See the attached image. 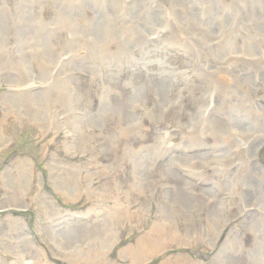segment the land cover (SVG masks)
<instances>
[{
	"label": "bare ground",
	"instance_id": "obj_1",
	"mask_svg": "<svg viewBox=\"0 0 264 264\" xmlns=\"http://www.w3.org/2000/svg\"><path fill=\"white\" fill-rule=\"evenodd\" d=\"M242 7L246 14L241 24H237L239 8ZM187 8L195 10L201 25H210L215 30L217 36L214 40L191 28ZM253 26L254 33L251 32ZM80 32L88 39L84 45L75 39ZM70 34L73 38L68 37ZM161 35L165 42L197 44L202 51L200 62L206 66L199 68L200 64L193 60L196 69L165 65L158 77L150 78L149 83L133 85L131 97L126 99L116 86L124 83L121 68H111L106 55L112 53L110 49L114 47L118 52L112 54L118 58L130 54L129 48H133L136 41L150 49L148 54L157 53L161 46L155 37L159 39ZM226 38L228 42L220 56L219 48ZM10 46L19 50L26 79L8 58ZM79 47L91 57L90 64L78 63V58L86 56L77 50ZM197 68L201 73L205 68L213 69L203 101L198 100L193 92L187 95L186 88L177 91L175 86L179 81L190 85L188 77L182 80L180 76ZM77 70H85L101 88L97 111L87 103L89 100L80 88L74 87L70 81L71 77L79 81L73 73ZM128 78L134 80L131 74ZM130 80L129 84H133ZM260 81H264V0H0V83L7 82L10 87L16 85L18 89L1 96L0 148L10 139L4 129L8 118L29 121L40 129L41 137L47 139L44 145L53 143L56 146L49 154L51 157H46L51 172L48 182L54 191L62 194L65 204H76L86 198L95 202L93 209L97 207V212L91 211L97 217L95 221L72 224L73 218H78L74 211L64 215L60 204L49 193H39L35 200H42L47 207L41 213L47 219L48 236L56 245L51 249L37 245L22 231L24 218L10 214L14 205L1 206L6 216L0 218V264H148L157 256L161 257L157 264H264V165L261 163L264 85H260ZM40 83L41 88L34 89ZM70 83L73 84V101L65 95ZM29 89L31 91H26ZM151 90L155 96L158 93L163 108L170 109L172 104L184 99L198 104L196 111L189 110V121L182 126L187 132L186 139L194 142V149L200 150L194 155L188 149L184 155L175 156L174 163L183 160L194 167H203V172L209 169L217 175L223 174V177L217 178L214 187L207 189L206 205L177 188L175 200L158 205L157 220L151 228L139 236L134 232L133 240L121 245L124 229L128 228L132 233L134 227L142 225L140 214L143 217L146 212L150 213L144 211L149 209L140 200L149 198L148 190L154 189L155 181L161 182L168 175L181 179L176 169L174 174L168 164L164 166L168 174L159 172L163 168L157 159L163 152L169 153L165 139L172 136L171 131H165L167 127L163 123L157 121L152 133L149 130V135L154 136L156 129L164 130L155 136L156 143H144L146 137L149 141L145 125L150 121L149 108L146 110L148 121L140 118L136 110L140 102L144 103V109L143 98L147 99ZM249 114L254 121L247 119ZM58 117L63 119L64 127V123L71 124L68 129L72 142L66 141L59 132ZM154 119H158L156 114ZM76 125L84 130L99 128L96 136L102 139V153L90 155L81 162H72L67 145L73 150L87 152L90 142L95 140V134L72 130ZM49 134L53 136L48 137ZM208 140H213L212 144H206ZM184 147L187 149V144ZM117 149L121 150L120 155H117ZM60 150H64L68 158H59ZM98 156L105 160L97 161ZM32 164L29 159H18L12 167L5 166L0 174V189L5 192L0 204L15 199L24 205L15 207H29L25 200L31 189L29 174L36 169ZM236 173H239L238 179ZM97 179L100 183L93 186ZM183 180L187 186L191 184ZM239 181L244 182V189L251 194L252 204L259 211L251 214L248 207L238 205ZM125 186L129 188L125 190ZM94 194L103 201L112 199L113 203L97 206ZM123 197L128 201L125 207L120 205V202H126ZM134 203L138 205L128 206ZM178 203L188 212V220L182 222L183 212L176 209ZM235 207L245 221L242 231L252 234L250 247L246 246L245 237L236 230L232 220ZM203 208L207 211L205 217L201 214ZM178 214L179 220L176 218ZM46 219L38 216L36 222ZM54 225L56 229H53ZM199 226H207L208 233ZM225 230L226 239L218 249L217 244L222 242ZM192 244H204L216 254L210 262L187 252L167 256L173 246L181 250ZM116 249H119L117 259L112 261L111 253ZM6 254H9L8 260Z\"/></svg>",
	"mask_w": 264,
	"mask_h": 264
},
{
	"label": "rangeland",
	"instance_id": "obj_2",
	"mask_svg": "<svg viewBox=\"0 0 264 264\" xmlns=\"http://www.w3.org/2000/svg\"><path fill=\"white\" fill-rule=\"evenodd\" d=\"M239 10H240L239 12L240 16H238V18L236 19L237 24H241L242 18L246 14V11L243 9V7L239 8ZM186 12H187L188 22L191 28L201 33L203 36L213 38V40L215 39V37L217 36V34L214 33L215 30H212L211 29L212 27L210 25H201L196 18L195 10L191 8H187ZM239 32H241V30ZM251 32L254 33V26L252 27ZM70 36L73 38V34L72 35L70 34L68 37ZM75 39L81 45H84L86 41L88 42L87 36L83 32L78 33ZM155 41L161 47L157 49L156 50L157 53L154 52V54H148L150 49L138 41L133 43V46H134L133 48L132 47L129 48V50L131 51L129 52L130 54H125L124 56H121L119 58L115 54H112L113 51L118 52L117 48L115 47L112 49L109 48L112 51V53L109 52L110 54L106 55L107 56L106 62L111 68H115V67L121 68V72H122L121 76H122V80L124 83H122L121 85L116 84V86L118 87L119 91L123 94V96L126 99L128 97H131L133 93V85H136V84L139 85L141 82L149 83L150 78H154V76L158 77L159 71L164 69L165 65L171 64V65H174V67H176L177 69H183V68L188 69L190 67L195 68L192 65V60H193V62L200 64L199 68L200 67L204 68L206 66L202 61L200 62L202 51L199 48V46H197V44L195 43L192 45H185V44H181V42L179 43L174 42V40L165 42V38L163 35H161L159 39L155 37ZM227 42H228L227 38L222 40V43L219 48L220 56H222ZM88 46H91V44L88 43ZM82 49H80L79 47L77 50L83 51L84 53H86L85 54L86 56H84L83 59L76 58L78 60V63H82L84 65L90 64L91 57L87 54L85 50H82ZM212 49H213V46H212ZM86 50H90V48ZM162 51H163V54L161 53ZM8 56H9L8 58L10 59L12 66L14 68H19L21 77L23 79H26L27 75H26L25 68H24L25 66H22L21 61L19 60L20 53L17 47L13 48L12 46H10L8 48ZM245 59L247 60L249 58L246 57ZM99 62L103 63V60H99ZM212 70H213L212 68L211 69L205 68L203 69V72L201 73V71L197 68V70L191 69L188 72L186 71L183 72L184 76L183 77L180 76V79L183 80L184 77H188L187 82L190 85L186 86L184 81H179L175 85L177 87L176 90L178 91V89L186 88L187 95L190 92L191 93L193 92L197 96L198 100L203 101L202 97L204 99L206 98L204 95V92H207L208 83H209L208 79L212 75ZM73 73H75L78 76L79 81L74 80L73 77H71L72 80L70 79V81H72V83L74 84V87H76L77 89L78 87L80 88V91H82L85 97L89 100L87 103L90 105V107L91 105L93 106L94 111H97L96 109L99 108L98 95L101 92V88L98 86V84H96L95 80H93L92 78L88 76L85 70H81V71L77 70V71H74ZM127 73H129V75L131 74L134 77V80H130L128 78L129 75L127 77ZM129 80L133 84H129ZM91 82H94V83H91ZM72 83H70V85L66 88V91H65L66 92L65 95H67L70 98V100L74 98ZM261 83L262 85H264V81H260V85ZM15 86L16 85H13L12 87H10V84H8L7 82L0 83V103H1L2 94L6 92L8 93V91L14 92L18 90ZM41 86L42 85L40 83L36 85L35 88L34 87L33 88L37 89V88H41ZM26 91H31V90L29 89ZM157 95H158L157 92L155 96V92H152L151 90L150 96L147 99L146 97L143 98L144 99L143 102L145 101L146 103L144 106V109L142 108L143 107L142 104L144 103L140 102L139 108L136 110V114L140 118L144 117L148 121L146 110H147V107L149 108L148 116H149L150 121L145 124L147 127L146 133L148 134L149 141H147V137H146V139L144 140V143H147V142L156 143L155 136H157L159 132L163 133L164 130L160 131L156 129L155 136L149 135V130L152 133L153 127L155 126L157 121L159 122V124L163 123L164 127H167L165 131H171L172 136L167 137L165 139L167 146L170 150L169 153L163 152V154L159 155V158L157 159V163H159L162 166L160 168H163L162 170H159V172L165 171V173L168 174L169 172L168 169L164 167L165 164H168V166H171V168L174 170V174H176L175 172V169H176L177 174L181 177V179L179 180L173 175H170V176L168 175V177L165 178L161 182L155 181L154 189L148 190L149 198L140 200V203L145 204V206H147L149 209V210H144V211H149L150 213L148 214V212H146L143 217H142V213L140 214V217L143 220L142 225H140L137 228L134 227L132 233H130V230L128 228L124 229L123 234H122L121 245H126L130 241H132L133 240L132 234L134 232L136 236H139L140 233H143L151 228V224L157 220V217L155 215H157L156 212L158 211L157 209L158 205L168 204L171 201L175 200L176 196L178 195L177 188L185 191L186 195L192 197V199L196 201L201 200L203 205H206L207 204L206 201L208 200V197L206 195L207 189L210 188L212 185L214 187V184H215V181H217V178L222 179L221 177H223V174L220 173L219 175H217V173L213 172V170L207 169L205 172H203L202 170L203 167L202 168L194 167V165L189 164L183 160L177 161L176 164L174 163L175 156L184 155L185 151H187L188 149H190L189 152H192V154L194 155L198 154V150H200V149L196 150L193 148L194 142L192 143L189 139H186L187 132L183 131L184 124L189 121V112H190L189 110L196 111L198 109V104L191 100L188 101L187 99H184L180 103L172 104V107H170V109H167V108H163L160 106ZM146 100L148 101L146 102ZM74 107H76L75 104H74ZM1 114L2 113L0 111V117H1ZM155 114L158 117L157 120L154 119ZM246 117L250 121L255 120L254 117H250V114ZM58 121H60L59 128H58L59 132L63 134L64 139L66 141L72 142L73 140L72 134L69 130L70 129L69 127L71 124L66 125L64 123V125L66 126L64 127L63 119L58 117ZM178 124H181V125L176 126ZM4 129H5V134L10 139L4 146L0 148V174L3 171V169L6 168L5 166L10 165L12 167L13 164H15L18 159L19 160L29 159L33 163L32 167L36 165V169L34 168L31 174H29L32 179L31 185H30L31 189L29 191L30 193L28 194L25 200V203H26L25 205H28L29 207H26V208L15 207V206L24 207L23 204L17 202L15 199L11 201H3V203L1 202L0 204V207L7 206L9 204L14 205V207L10 209L11 211L10 214L20 215L24 218L25 225L22 226L23 227L22 231L25 234L30 235L37 245L42 244L46 246L47 248L50 247L51 249L56 246L55 242L51 239V237L48 236V233L46 230V228H48L47 219L45 218L44 213H41V210L47 207L45 206L42 200L40 202H37L35 200L36 196L39 195V193L41 194L49 193L50 196L53 198V200L57 201V203L60 204L62 213L64 215L67 216L69 214L68 212L74 211L73 212L74 216H78V218L77 217L73 218L72 224L76 223L77 221L78 222L81 221L82 224L95 221L97 218L94 213V212H97V207H96V210L93 209L94 207L93 205L95 202L93 203L89 199L82 198L81 201L76 204L75 203L73 204V202H68L65 204V200L62 194L58 193L57 191H54L52 185L48 182L49 180L48 176L51 174V172L49 168L47 167L48 159L46 157L48 158L51 157L50 156L51 151H55L56 146L53 143H49V145H44L47 139H44L41 137L40 129L36 127L35 125H33L32 123H30L29 121H26V120L21 121L15 118H8L7 121L4 123ZM72 130L78 131L77 133H80L81 131H83V133H89L91 135L95 134V140L93 139L90 142V148H89V151L87 152H82L83 151L82 149H79L77 151L73 150V148L70 145H67V149L70 154L69 156L72 157V162H81V161L87 160V158L90 157V155L94 156V154L97 155L100 152L102 153V150H103L101 149L102 139L96 136L98 135L96 134V132L99 130V128L96 129L97 131L92 128L84 130L80 128L79 125H76L72 127ZM104 132L107 133V130L105 129ZM236 135L239 136L240 132L237 131ZM51 136L53 135L49 134L48 137H51ZM212 142L213 140H208L206 144L207 143L212 144ZM185 144H187V149L186 147H184ZM117 151H118L117 155L118 154L120 155L121 150L117 149ZM199 153H201V151H199ZM66 156L67 155L64 150H60L58 152L59 158L63 159V158H66ZM172 156L174 157L172 158ZM103 158H104L103 156H98L96 160L103 162L105 160V159L103 160ZM261 163L264 165V152L261 157ZM199 164L202 166L204 165L203 163H199ZM129 165L130 167L132 166L130 163ZM40 177H42V180L40 179ZM235 177L236 179H238L239 173H236ZM183 179L190 181L191 184L187 186ZM42 181L44 182V184L41 183ZM99 183H100V179H97L96 181H93V186H96ZM124 188L126 190L129 187L125 186ZM238 190H239V193L237 194V197H236L238 201V205L241 204L242 207L244 208L248 207V211L251 214L253 212L259 211V208L257 209L256 205L252 204V201H253L252 196L249 192H247L244 189L243 181H239ZM4 194H5L4 189H0V198ZM197 196H199V198ZM94 199H96L97 206L102 203L103 204L113 203L112 199H109V198H107L108 200H105V201L101 200L98 194H94ZM123 199L126 202L122 201L120 202V205L122 207H125L128 204V201L126 200V197H123ZM132 201L134 202V200ZM137 205L138 203L137 204L134 203L128 206L133 208V207H136ZM176 209H178V211L182 210L181 213L183 212L181 217L179 216V214L178 216H176L177 220L181 218L183 222V220L189 219L188 212L186 211V209H183V205L181 203H178L176 205ZM3 210L5 211V209L0 208V218L1 219H3L6 216L5 215L6 212H4ZM91 211H94V212H91ZM105 211L106 210H104V212ZM84 214H87V216H85ZM196 214L198 215L199 212H197ZM201 214H203L202 217H205V215L207 214L206 208H203V212ZM38 216L46 220L43 222H36ZM195 217L196 219H198L196 215ZM232 218H233L232 220L235 222L236 230H238V232H240L245 237L246 246L247 247L252 246L253 244L252 234L250 233V231H242V228L245 225V221H243L242 215L237 214L236 207L234 208V215ZM49 224L52 225L54 224V222H49ZM83 226H86V225H83ZM52 227L53 229H56L55 225ZM199 227L205 233H208L207 226H199ZM50 231L51 233H53L52 229H50ZM226 236H227V232L225 230L222 235V240H221L222 242L221 243L219 242L217 244L218 249L221 248V245L223 241L226 239ZM118 250L119 249H116V251H113V253H111L112 261H115L117 259ZM179 252L190 253L192 255H195L196 258H199L207 262H210L213 259V256L216 254L215 251H212L208 246L204 244H194V245L192 244L191 246L183 247L181 250L179 247L173 246L169 249V254H167V256L176 255ZM5 257L8 260L9 254H6ZM159 260H161V257L157 256L152 260L151 263H148V264H157Z\"/></svg>",
	"mask_w": 264,
	"mask_h": 264
}]
</instances>
